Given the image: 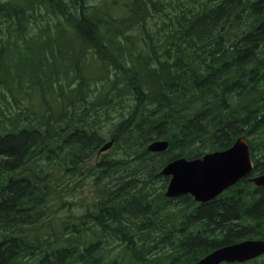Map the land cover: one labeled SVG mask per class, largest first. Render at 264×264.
<instances>
[{
	"label": "trees",
	"instance_id": "1",
	"mask_svg": "<svg viewBox=\"0 0 264 264\" xmlns=\"http://www.w3.org/2000/svg\"><path fill=\"white\" fill-rule=\"evenodd\" d=\"M101 1L0 0V264H192L264 240V187L242 181L206 204L179 196L175 227L151 187L171 155L220 150L240 135L257 148L254 172H264V0ZM38 12L56 20L38 26L41 41L25 30ZM89 53L99 69L76 71ZM56 63L75 79L67 91ZM22 86L49 93L64 112L55 118L43 102L31 113L18 100ZM101 90L102 108L93 106ZM121 99L133 108L112 122L115 152L102 159L105 134L81 101L105 124ZM159 138L169 149L149 156L144 146ZM87 183L91 206L67 220L64 202ZM244 264H264V255Z\"/></svg>",
	"mask_w": 264,
	"mask_h": 264
},
{
	"label": "water",
	"instance_id": "2",
	"mask_svg": "<svg viewBox=\"0 0 264 264\" xmlns=\"http://www.w3.org/2000/svg\"><path fill=\"white\" fill-rule=\"evenodd\" d=\"M110 147V142L100 148L99 152ZM167 142H156L148 147L149 151H163ZM250 167L248 152L241 139L232 148L203 156L191 162L178 160L169 163L162 174L172 175L167 196L190 193L195 200L204 202L212 199L222 190L234 184L248 173ZM256 185H264V175L252 180ZM264 251L263 241H245L220 248L196 264H218L220 262H244L260 256Z\"/></svg>",
	"mask_w": 264,
	"mask_h": 264
},
{
	"label": "rangeland",
	"instance_id": "3",
	"mask_svg": "<svg viewBox=\"0 0 264 264\" xmlns=\"http://www.w3.org/2000/svg\"><path fill=\"white\" fill-rule=\"evenodd\" d=\"M2 1L3 0H1V2ZM88 1H89L90 6L91 5H100L102 2L101 0H88ZM170 3L172 4L173 1H171ZM169 10L172 11V9H169ZM153 16H155V15H153ZM29 17L34 18V20L36 22H39V23L37 25L26 28L25 29L26 33L28 36L34 37L37 41H41L43 38L38 35V26H40L41 30H43L44 27H46V19L48 17L44 16L43 12H41V13L38 12L36 14L33 13L32 15H29ZM47 20L50 23H53L56 21L55 18H48ZM155 21L157 22V24H159L161 22V19L159 17H155ZM41 23H42V26H41ZM147 27L149 28V29H147V31L150 33V35L157 36V37L161 36L162 30L164 29V28L156 29V26H154L153 24L151 26L149 24H147ZM11 31H12L11 35H13L14 29H11ZM126 36H128L129 38H132L131 31H129L126 34ZM154 44L156 47H158L160 43L157 40H155ZM75 49H77V48L75 47ZM51 60H43V61L46 62L47 66H48L49 64H52ZM81 60H87L86 67L79 63L76 66L75 65L73 66L76 71L78 70L79 72L80 71L83 72V71L87 70L89 73L94 74L99 69V62L97 61L98 59H94L92 57V53H89L87 58H82ZM23 62H26V61L23 60ZM58 64L59 63H56L55 66L58 67ZM58 69L60 70L62 78H63V79L59 80V83L61 85L65 86L66 91H67V87H70L73 84L75 79L68 76V75L66 76V74L62 70L63 68L58 67ZM53 76H54V78H56L54 74H53ZM92 81L96 82L97 79L89 80L88 84L91 83ZM118 93L121 94L122 92L118 91ZM102 95L103 94H102V90H101V94L97 97L93 106H97V105L102 104V100H103ZM53 97H54V95H53ZM24 98H27V99L23 100ZM50 98L51 97L49 96V93L47 94L44 91H41L38 93L36 91V88L35 89H32V88L28 89L25 86L21 87L20 93L18 95V100L22 101L23 105L27 106V108L29 109V111L31 113L38 112L40 109V106L43 102H47L48 105H50ZM0 103H1V106L3 107L4 106L3 104L7 103V101L6 100H0ZM81 104L84 108H86L87 114H88V116H90L91 120H93L97 124V126H96L97 133H99V130H101V132L105 134L106 140H108L110 138V136L114 133V127L112 126L113 125L112 122H114V121L117 122V121L121 120L123 117H125L128 114V112H126L125 110L128 108V110L131 111L133 108V104H131V105L128 104L127 99H121V100L116 101L114 106L118 110L112 111V113L109 115V118H108L109 122L102 124V120H97L95 113L90 111L92 106L90 105L88 107L87 101L82 100ZM8 106L10 109H13V107L11 105L8 104ZM51 108L53 111V115L56 118L61 114V112L62 113L64 112L65 106L60 105L58 103H54L51 105ZM101 108H102V105H101ZM100 111H101V109H99V113H100ZM204 119H206V121H203V122H208V118H204ZM202 120L203 119H201V121ZM114 152H115L114 149L110 148L105 153L100 154V155H96V156L102 157V159H103V158L108 157L110 154L112 155ZM94 161H95V158H93L90 161L89 165H91ZM61 165H63V162ZM91 171H92V169H89V171H87V174L89 175L88 180L91 179V175L94 172V171L93 172H91ZM124 173H125V170L122 171V174H124ZM62 174H64V173H62V169L59 168L58 171H56V173H55V180H56L57 184H61L65 180V177ZM154 181H156V183H151V187L155 189V192L157 194H159L160 191L164 192L165 188L161 190V188H160L161 183L159 182V180L155 179ZM90 193H93V187L89 183H87V187H85L81 192H79L80 197L78 199L72 200L71 202H64L65 205H64V207H62V209H65V210H64V212H62V214H64L66 216L67 220L71 217L76 219L79 215H81L85 211L86 208L91 206V203L93 201H92V197H90V195H91ZM89 197H90V199H89ZM177 205H178V202H176V201H172L169 203V207H176Z\"/></svg>",
	"mask_w": 264,
	"mask_h": 264
},
{
	"label": "flooded vegetation",
	"instance_id": "4",
	"mask_svg": "<svg viewBox=\"0 0 264 264\" xmlns=\"http://www.w3.org/2000/svg\"><path fill=\"white\" fill-rule=\"evenodd\" d=\"M229 196H230V194L229 195L228 194H222V195L217 196L214 201H223V199L228 198ZM197 204H203V203H197ZM223 207H224V205L220 206V208H223Z\"/></svg>",
	"mask_w": 264,
	"mask_h": 264
},
{
	"label": "bare ground",
	"instance_id": "5",
	"mask_svg": "<svg viewBox=\"0 0 264 264\" xmlns=\"http://www.w3.org/2000/svg\"><path fill=\"white\" fill-rule=\"evenodd\" d=\"M144 138H145V137H144ZM109 142H110V147H109V148H111V146H112V144H113V140H109ZM185 158H186V157H185ZM186 159H188V158H186ZM164 165H165V164H164ZM164 165H163V166H164ZM163 166H162V168H163ZM162 168H161V169H162ZM161 169H160V170H161ZM160 170H159V175H160V176H163V175L160 173ZM194 202H195V203H202V202L199 201V200H194ZM233 202H234V201H233ZM228 210H229V209H228ZM245 214H246V213H245ZM214 222H215V221H214ZM231 233H232V231H231ZM263 241H264V240H263Z\"/></svg>",
	"mask_w": 264,
	"mask_h": 264
}]
</instances>
